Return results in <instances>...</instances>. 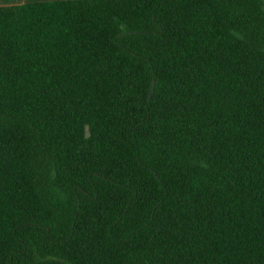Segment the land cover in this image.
<instances>
[{
    "label": "trees",
    "instance_id": "obj_1",
    "mask_svg": "<svg viewBox=\"0 0 264 264\" xmlns=\"http://www.w3.org/2000/svg\"><path fill=\"white\" fill-rule=\"evenodd\" d=\"M0 264H264V0L0 5Z\"/></svg>",
    "mask_w": 264,
    "mask_h": 264
},
{
    "label": "crops",
    "instance_id": "obj_2",
    "mask_svg": "<svg viewBox=\"0 0 264 264\" xmlns=\"http://www.w3.org/2000/svg\"><path fill=\"white\" fill-rule=\"evenodd\" d=\"M33 1H42V0H0V5H12V4H21Z\"/></svg>",
    "mask_w": 264,
    "mask_h": 264
}]
</instances>
